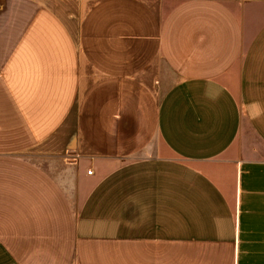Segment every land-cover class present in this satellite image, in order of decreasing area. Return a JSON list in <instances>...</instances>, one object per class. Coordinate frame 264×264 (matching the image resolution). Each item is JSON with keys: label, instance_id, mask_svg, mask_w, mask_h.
<instances>
[{"label": "crops", "instance_id": "crops-1", "mask_svg": "<svg viewBox=\"0 0 264 264\" xmlns=\"http://www.w3.org/2000/svg\"><path fill=\"white\" fill-rule=\"evenodd\" d=\"M0 264H264V0H0Z\"/></svg>", "mask_w": 264, "mask_h": 264}, {"label": "built area", "instance_id": "built-area-1", "mask_svg": "<svg viewBox=\"0 0 264 264\" xmlns=\"http://www.w3.org/2000/svg\"><path fill=\"white\" fill-rule=\"evenodd\" d=\"M89 174H91V172H89Z\"/></svg>", "mask_w": 264, "mask_h": 264}]
</instances>
